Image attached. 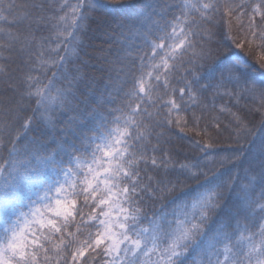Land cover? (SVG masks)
I'll use <instances>...</instances> for the list:
<instances>
[{"label": "snow or ice", "instance_id": "obj_1", "mask_svg": "<svg viewBox=\"0 0 264 264\" xmlns=\"http://www.w3.org/2000/svg\"><path fill=\"white\" fill-rule=\"evenodd\" d=\"M0 264H264V0H0Z\"/></svg>", "mask_w": 264, "mask_h": 264}, {"label": "trees", "instance_id": "obj_2", "mask_svg": "<svg viewBox=\"0 0 264 264\" xmlns=\"http://www.w3.org/2000/svg\"><path fill=\"white\" fill-rule=\"evenodd\" d=\"M72 2H74V0H72ZM233 35H235V31H233L232 33ZM102 39L103 37L100 36V38H97L93 41V43L96 45V46H101L102 45ZM234 47V46H233ZM228 49V46L227 45H221L220 46V55H225L226 54V51ZM238 51V50H237ZM242 55H246V58L249 60V62H254L256 57L259 55V53L257 51H253L251 54H247L246 52L245 53H241ZM221 102L220 101H217V105L219 106ZM241 106L245 105L248 103V101H241ZM233 111H235V109H233ZM245 111H247V109H245ZM249 120H252L253 123L249 125L250 128H252L253 131H256V127L255 125L259 123V115H249L247 117ZM220 119L223 121V123L226 125L227 124V119H225L224 116H221ZM203 126V125H201ZM230 131H231V134L232 136L235 135V132L232 131L231 129L229 131H221L220 135L217 137L216 141H215V144H216V147L220 148V149H227L229 147H233L235 146L234 145V140L233 139H230L229 138V135H230ZM185 135L191 137L192 139H200L202 142H203V138L202 137H199L197 136L194 132L192 131H188L186 130L185 131ZM187 140H185L183 142V145L184 146H187ZM226 153L224 152H221V155H225Z\"/></svg>", "mask_w": 264, "mask_h": 264}]
</instances>
